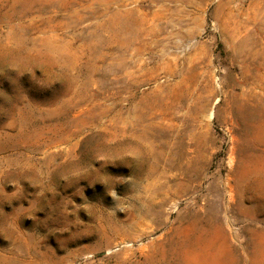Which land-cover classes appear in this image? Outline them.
I'll return each instance as SVG.
<instances>
[{
	"label": "rangeland",
	"instance_id": "374dc122",
	"mask_svg": "<svg viewBox=\"0 0 264 264\" xmlns=\"http://www.w3.org/2000/svg\"><path fill=\"white\" fill-rule=\"evenodd\" d=\"M0 264H264V0H0Z\"/></svg>",
	"mask_w": 264,
	"mask_h": 264
}]
</instances>
